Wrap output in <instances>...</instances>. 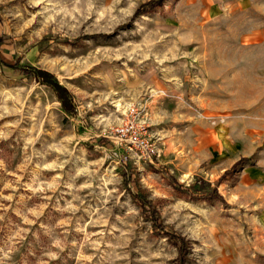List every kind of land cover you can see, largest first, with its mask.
<instances>
[{
    "label": "rangeland",
    "instance_id": "1",
    "mask_svg": "<svg viewBox=\"0 0 264 264\" xmlns=\"http://www.w3.org/2000/svg\"><path fill=\"white\" fill-rule=\"evenodd\" d=\"M145 1L0 0V264H179L139 197L184 264H264V0Z\"/></svg>",
    "mask_w": 264,
    "mask_h": 264
},
{
    "label": "built area",
    "instance_id": "2",
    "mask_svg": "<svg viewBox=\"0 0 264 264\" xmlns=\"http://www.w3.org/2000/svg\"><path fill=\"white\" fill-rule=\"evenodd\" d=\"M114 142L123 149H134L141 157H150L152 139L143 109L132 104L123 121L112 129Z\"/></svg>",
    "mask_w": 264,
    "mask_h": 264
},
{
    "label": "trees",
    "instance_id": "3",
    "mask_svg": "<svg viewBox=\"0 0 264 264\" xmlns=\"http://www.w3.org/2000/svg\"><path fill=\"white\" fill-rule=\"evenodd\" d=\"M165 0H146L145 2H143L141 5H139V7H137V10L136 12H139L141 10H145L146 8L148 9H151L155 6H160L163 4ZM4 64L8 65V66H11L13 68H18V66L14 63H10L8 61H4ZM22 69V68H21ZM24 73L26 74H30V69H22ZM46 76H49V74L47 72H43ZM55 86H59L57 83H54ZM229 171H226V173H228ZM172 178V177H171ZM173 181H171L173 184H177L175 182V179L172 178ZM198 181H200V185L201 186H204V185H209L210 183L208 181H205L201 178H198L197 179ZM216 185H217V182H216ZM215 185V182H214V186L210 189V190H206L204 193H199L198 190L195 189V191H193L195 194H199V196H201L202 198H206V199H215V198H218V199H223L222 195L218 192L217 190V187ZM179 188H183L181 185H178ZM205 187V186H204ZM191 189H193V186L191 185ZM187 191H190V188H186ZM201 194V195H200ZM139 200L141 201L142 203V206H143V211L144 213L149 217L151 218L152 222H153V227L160 231V232H163L165 233L168 238L171 240V242L177 247V251H178V261H179V264H184V257H185V253H186V240L184 237H182L181 235L175 233V232H170V231H167L166 230V227L161 224L159 221H158V216H157V212L156 210L154 209H146V204H147V201L142 199V197H139Z\"/></svg>",
    "mask_w": 264,
    "mask_h": 264
}]
</instances>
